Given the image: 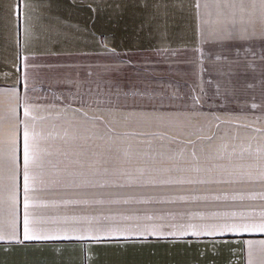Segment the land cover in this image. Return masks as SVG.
<instances>
[{
    "label": "crops",
    "instance_id": "1",
    "mask_svg": "<svg viewBox=\"0 0 264 264\" xmlns=\"http://www.w3.org/2000/svg\"><path fill=\"white\" fill-rule=\"evenodd\" d=\"M242 4L251 6V0L233 5ZM217 5L218 0H0V115L14 107L16 119L23 121L27 107L37 117L41 139L32 168L37 176L30 193L32 219L38 234L52 237L23 241L21 124L14 213L9 173L0 170V235L5 237L0 264H264L258 243L264 232L218 228L214 235L194 234L232 219L213 213H252L247 219L261 222L264 152L257 149L264 146V126H213L207 131L211 139L189 143L117 142L106 140L105 127L75 125L81 106L99 111L106 105L101 106L100 95L112 100L111 79L109 91L101 92L92 71L103 70L107 77L113 65V49L97 40L75 56V23L208 22L217 20ZM95 31L106 42L108 33L93 25L94 39ZM209 51L214 57L207 69L215 73L216 93L229 94L221 66L230 58L221 46ZM259 63L248 58L247 89L260 86L264 112V62ZM75 68L85 69L94 81L83 79L85 88H79ZM28 123L31 127V117ZM79 135L103 136L76 140ZM13 222L17 240L9 238ZM152 227L176 235L107 234Z\"/></svg>",
    "mask_w": 264,
    "mask_h": 264
},
{
    "label": "rangeland",
    "instance_id": "2",
    "mask_svg": "<svg viewBox=\"0 0 264 264\" xmlns=\"http://www.w3.org/2000/svg\"><path fill=\"white\" fill-rule=\"evenodd\" d=\"M215 9L218 14L224 6ZM227 11L244 22L252 15L259 25V7L233 5ZM216 19L198 23H75L79 26L75 27V56L76 51L82 53L96 40L98 45L113 49L110 75H103V70L92 71L100 78L97 83L101 92L109 91L111 79L112 100L104 101L100 95L101 106L106 105L99 111L81 106L75 125L105 127L110 130L106 140L117 142H189L203 137L207 141L213 136L207 133L209 127L264 126L263 102H258L263 98L260 86L255 91L247 89L248 58L261 62L258 65L262 67L264 38L220 39L218 16ZM93 25L108 33L106 42L98 31L96 39L92 37ZM220 46L224 57L230 58L221 66L224 90L229 92L222 95L216 93L211 80L214 71L207 69L208 58L214 57L209 49ZM119 58L122 62L117 63ZM84 71L75 68L79 88H85L83 79L94 81ZM252 96H256V102L251 101ZM92 136L99 140L103 135H79L76 140H93Z\"/></svg>",
    "mask_w": 264,
    "mask_h": 264
},
{
    "label": "snow or ice",
    "instance_id": "3",
    "mask_svg": "<svg viewBox=\"0 0 264 264\" xmlns=\"http://www.w3.org/2000/svg\"><path fill=\"white\" fill-rule=\"evenodd\" d=\"M243 2V0H241ZM257 3L259 4V25L256 24L253 16H249L248 20L244 22L242 19L237 20L234 13H230L227 9L233 7L234 0H218V7L222 4L224 10L218 13V31L220 39H239L247 41L253 36L259 35L264 37V0H251V6L253 9L256 8ZM207 5H205L206 7ZM246 51H251V49H246ZM25 120L20 121L16 119V109L14 107L10 108L9 112L5 115H0V170L6 169L9 173L8 180L10 181V200L13 208V213L15 212L16 206V175H17V138L20 125H23L22 133V176H23V241H43L52 239V237L44 234H38L34 227V222L32 219V206L33 198L30 195L35 190V185L37 182V176L33 175L32 168L37 164L39 159V140L41 139V134L35 130V121L37 117H33L31 111L26 107L24 109ZM31 117L33 123L30 127L28 123V118ZM40 119H43L42 117ZM83 127V125H79ZM211 139V138H208ZM191 143V142H189ZM259 152H264V146L257 149ZM195 155V153H193ZM264 159V156L261 157ZM259 178L264 180V170L260 172ZM261 198L264 199V194H261ZM223 215L231 220L226 219L224 223L206 225L202 231H196L194 234L199 236L202 232H207L208 235H214L216 230L219 228L227 232H264V211L259 213L261 217L260 223L250 222L247 217L251 216L252 213L245 212H231V213H213V216ZM239 217V219H237ZM189 227H194L190 225ZM109 236L113 234H118L121 236L125 235H176L175 232L164 233L160 228L152 227L150 229H145L139 232H128L127 230L111 229L107 233ZM180 235H185L186 232L181 231ZM10 239L17 240L18 237L15 232V222H13V231ZM5 237L0 235V240H4ZM94 240H100L102 237L94 236ZM253 241H248L249 245V255L252 254ZM261 245L260 253L264 255V240L258 241Z\"/></svg>",
    "mask_w": 264,
    "mask_h": 264
}]
</instances>
